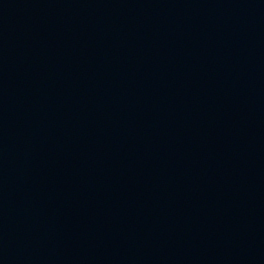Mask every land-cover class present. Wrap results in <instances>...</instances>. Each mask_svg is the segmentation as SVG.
Here are the masks:
<instances>
[{
  "label": "water",
  "instance_id": "obj_1",
  "mask_svg": "<svg viewBox=\"0 0 264 264\" xmlns=\"http://www.w3.org/2000/svg\"><path fill=\"white\" fill-rule=\"evenodd\" d=\"M0 264H264V0H0Z\"/></svg>",
  "mask_w": 264,
  "mask_h": 264
}]
</instances>
